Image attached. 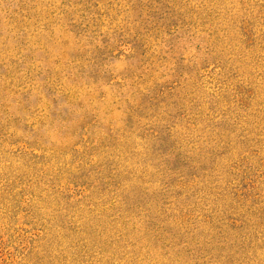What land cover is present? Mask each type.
<instances>
[{
	"label": "rangeland",
	"instance_id": "rangeland-1",
	"mask_svg": "<svg viewBox=\"0 0 264 264\" xmlns=\"http://www.w3.org/2000/svg\"><path fill=\"white\" fill-rule=\"evenodd\" d=\"M0 264H264V0H0Z\"/></svg>",
	"mask_w": 264,
	"mask_h": 264
}]
</instances>
